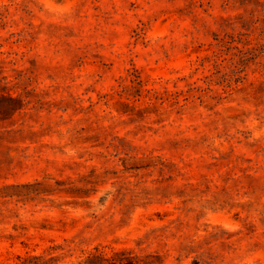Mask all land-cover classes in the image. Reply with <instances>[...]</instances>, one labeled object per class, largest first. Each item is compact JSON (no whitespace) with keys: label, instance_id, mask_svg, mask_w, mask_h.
<instances>
[{"label":"rangeland","instance_id":"rangeland-1","mask_svg":"<svg viewBox=\"0 0 264 264\" xmlns=\"http://www.w3.org/2000/svg\"><path fill=\"white\" fill-rule=\"evenodd\" d=\"M122 249L264 264V0H0V264Z\"/></svg>","mask_w":264,"mask_h":264},{"label":"trees","instance_id":"trees-1","mask_svg":"<svg viewBox=\"0 0 264 264\" xmlns=\"http://www.w3.org/2000/svg\"><path fill=\"white\" fill-rule=\"evenodd\" d=\"M252 53V49L246 48V49H238V52L234 54L231 61V69L228 71V74H231L233 76L234 82L240 81L242 78L240 73L243 71L245 63L248 61V54ZM227 74V73H226ZM13 99V98H11ZM21 107L20 102L16 100L15 104H13V110ZM124 250L114 251L110 255H106L102 252L97 253H91L87 256L89 264H129L122 260V258L119 257L121 253H123ZM135 264V263H132Z\"/></svg>","mask_w":264,"mask_h":264}]
</instances>
